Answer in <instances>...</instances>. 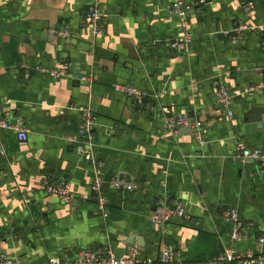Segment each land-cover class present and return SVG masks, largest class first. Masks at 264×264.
Wrapping results in <instances>:
<instances>
[{
  "label": "crops",
  "instance_id": "obj_1",
  "mask_svg": "<svg viewBox=\"0 0 264 264\" xmlns=\"http://www.w3.org/2000/svg\"><path fill=\"white\" fill-rule=\"evenodd\" d=\"M171 1L0 0V241L8 258L48 264L85 247L126 257L138 246L161 264L167 246L168 264H264V168L237 156L239 141L264 149V91L250 89L264 82V0H253L249 14L245 0H185L192 41L182 53L166 45L184 31L167 14ZM92 7L103 15L98 35L86 22ZM64 28L68 37L50 34ZM64 64L71 77L41 72ZM114 84L141 88L142 104ZM220 85L233 94L231 116L216 102ZM83 108L98 120L86 140L92 160L76 152ZM174 114L194 116L203 142L164 127ZM96 175L106 216L90 189ZM47 177L69 183L68 201L45 191ZM113 177L133 189L112 187ZM162 199L188 202L195 227L152 224ZM230 206L249 234L235 248L252 258L217 262L231 243L222 215Z\"/></svg>",
  "mask_w": 264,
  "mask_h": 264
},
{
  "label": "built area",
  "instance_id": "obj_2",
  "mask_svg": "<svg viewBox=\"0 0 264 264\" xmlns=\"http://www.w3.org/2000/svg\"><path fill=\"white\" fill-rule=\"evenodd\" d=\"M204 2L199 0L196 4ZM192 3L185 0H173L166 6L167 14L174 16L178 19L182 29L184 30L182 35L175 39L166 40L167 47L176 53H182L187 48L188 44L192 41L191 34L185 29L186 16L192 9ZM255 8L253 0H245L243 3V10L246 14L252 12ZM103 15L94 7L90 8L86 15V22L91 28L93 35H98L102 32L103 28ZM239 28H233V30L225 31V36H230L232 32H238ZM51 35H59L62 37H68L69 32L67 28L63 30H51ZM236 38V36H233ZM41 72L47 73L53 77L69 76L71 72L66 64L56 70H50L47 68H41ZM81 79H85L81 77ZM113 88L116 91L124 93L126 96L133 99L134 103L139 106L144 100L145 93L137 86L129 84H114ZM252 90L264 91V82L255 84L250 87ZM214 95L216 102L226 111L228 115H232L231 107L233 102V94L231 91L223 86H218ZM83 118L78 126L77 134L82 140L76 144V152L85 159L92 160L93 153L91 150L90 141L88 139L91 130L98 126V120L96 114H94L89 108L81 109ZM3 126H7L5 121H2ZM164 127L174 129L175 125L194 127V135L199 142H203L201 135V124L199 121L189 114H174L168 117L164 123ZM16 130V137L19 141H26L28 136L27 132L22 129L14 128ZM85 140V141H83ZM237 156L242 161H255L262 168H264V149L250 148L243 141L237 142ZM110 185L116 189L127 188L132 190L134 185L129 184L118 177H113L110 180ZM44 189L48 194H53L60 197L64 201L70 199V187L68 182L54 183L47 177L44 179ZM91 191L95 194L96 203L104 216L107 214L106 210V196L104 192V181L100 176H95L90 184ZM174 209H171L166 202L162 199L159 204L155 206V209L150 213L149 220L152 224L157 226L161 231L165 230L166 225L171 221H185L189 219L188 206L189 203L183 200L176 201ZM223 220L230 225V245L214 258L217 262H231V261H245L252 258L250 252H239L235 248V244L248 238V230L244 227V224L238 214L236 208L230 206L223 212ZM259 243L264 242V238L257 239ZM174 253L170 247H163L159 252L157 261L161 264H168L173 261ZM154 260L150 257L142 258L140 256V249L138 246H132L128 256H118L112 249L107 248L103 252H97L91 247H85L78 250L73 256H50L48 258V264H151ZM0 264H25L21 258H8L2 251L0 241ZM179 264V263H178Z\"/></svg>",
  "mask_w": 264,
  "mask_h": 264
},
{
  "label": "water",
  "instance_id": "obj_3",
  "mask_svg": "<svg viewBox=\"0 0 264 264\" xmlns=\"http://www.w3.org/2000/svg\"><path fill=\"white\" fill-rule=\"evenodd\" d=\"M208 2H210V0H204V2H201V3L197 4L196 7H199L200 5L202 6L203 3H208ZM190 127H191V125H188L187 127H181L180 125H175L174 129L176 131H178L179 133H194L195 130L191 129ZM91 132H93V130H91ZM97 163H98V159H95L94 165L96 167H97ZM166 205H168L171 209H174V206L168 204V202H166ZM185 223H188L191 226L195 227V222L193 223V222H189L188 220H185Z\"/></svg>",
  "mask_w": 264,
  "mask_h": 264
}]
</instances>
